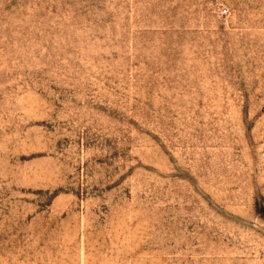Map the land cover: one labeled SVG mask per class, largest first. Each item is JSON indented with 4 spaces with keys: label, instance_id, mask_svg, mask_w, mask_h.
I'll list each match as a JSON object with an SVG mask.
<instances>
[{
    "label": "rangeland",
    "instance_id": "1",
    "mask_svg": "<svg viewBox=\"0 0 264 264\" xmlns=\"http://www.w3.org/2000/svg\"><path fill=\"white\" fill-rule=\"evenodd\" d=\"M0 264H264V0H0Z\"/></svg>",
    "mask_w": 264,
    "mask_h": 264
}]
</instances>
